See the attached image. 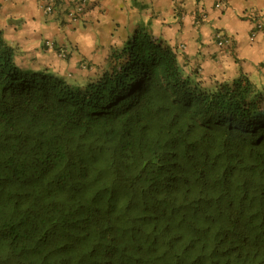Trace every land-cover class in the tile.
<instances>
[{
  "label": "trees",
  "instance_id": "16d2710c",
  "mask_svg": "<svg viewBox=\"0 0 264 264\" xmlns=\"http://www.w3.org/2000/svg\"><path fill=\"white\" fill-rule=\"evenodd\" d=\"M48 70L0 31V264H264V87L144 26L81 88Z\"/></svg>",
  "mask_w": 264,
  "mask_h": 264
},
{
  "label": "crops",
  "instance_id": "0c3cea01",
  "mask_svg": "<svg viewBox=\"0 0 264 264\" xmlns=\"http://www.w3.org/2000/svg\"><path fill=\"white\" fill-rule=\"evenodd\" d=\"M41 1L0 0V31L17 47L18 62L46 64L77 88L95 80L92 73L98 71V78L110 53L143 25L203 78L230 80L244 73L264 87V0H221V7H215L219 0H87L76 21L68 12L79 0H56L51 14L44 13ZM258 20L262 29L251 38ZM121 29L123 39L116 34ZM217 33L230 43L219 47ZM59 51L66 52L65 60Z\"/></svg>",
  "mask_w": 264,
  "mask_h": 264
},
{
  "label": "built area",
  "instance_id": "2783aa9c",
  "mask_svg": "<svg viewBox=\"0 0 264 264\" xmlns=\"http://www.w3.org/2000/svg\"><path fill=\"white\" fill-rule=\"evenodd\" d=\"M55 2L56 0H42L41 1L40 6L45 14H51L53 12V5L55 4ZM86 2L87 0H79L76 6L74 7V9L68 12V17L70 18V20L76 21L79 19V17L81 16L85 8ZM215 7H221V0L215 3ZM202 17H204V14L202 15ZM261 29H262V23L258 20L250 37L253 38L256 30L260 31ZM229 43H230L229 37H224L220 33L216 34V44L219 47L226 46ZM45 45L50 49L53 47V42L47 39L45 40ZM57 55L63 60H65L67 57V54L65 51H59Z\"/></svg>",
  "mask_w": 264,
  "mask_h": 264
},
{
  "label": "rangeland",
  "instance_id": "374dc122",
  "mask_svg": "<svg viewBox=\"0 0 264 264\" xmlns=\"http://www.w3.org/2000/svg\"><path fill=\"white\" fill-rule=\"evenodd\" d=\"M143 26H144V25H143ZM145 27L148 28L147 25H145ZM125 32H126V31H125L124 29H123V30L121 29V30H119V31L117 30V31H116V34H119V33H120V34H121V37H119V38L123 39V38H125ZM105 33H107V35H108L107 37H109L108 32L106 31ZM131 37H132V35L129 33V38L126 40V43H125V44H127V43L129 42V39H130ZM125 44H122L119 48L124 47ZM100 74H101V73H100ZM97 76H98V71H97L95 74L92 73V75H91L90 78H97ZM70 83H74V81H71Z\"/></svg>",
  "mask_w": 264,
  "mask_h": 264
},
{
  "label": "clouds",
  "instance_id": "9594fccd",
  "mask_svg": "<svg viewBox=\"0 0 264 264\" xmlns=\"http://www.w3.org/2000/svg\"><path fill=\"white\" fill-rule=\"evenodd\" d=\"M70 76H71V75L69 74V76H68V77H70ZM65 79H66V78H65ZM68 81H69V80H68ZM70 82H71V81H69L68 83L72 85V83H70Z\"/></svg>",
  "mask_w": 264,
  "mask_h": 264
}]
</instances>
